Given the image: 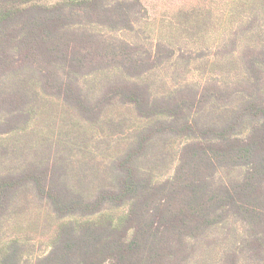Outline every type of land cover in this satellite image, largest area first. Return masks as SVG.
<instances>
[{
    "label": "trees",
    "instance_id": "trees-1",
    "mask_svg": "<svg viewBox=\"0 0 264 264\" xmlns=\"http://www.w3.org/2000/svg\"><path fill=\"white\" fill-rule=\"evenodd\" d=\"M234 10L232 25L242 19L209 60L222 79L158 88L155 70L180 54L127 38L147 16L142 0H0V145L12 140L0 222L28 194L58 222L47 252L12 238L0 264H264V0ZM211 20L197 11L184 29L205 37ZM118 105L143 124L110 154L126 122L107 115ZM42 111L60 127L32 129ZM28 131L38 135L20 143ZM38 146L48 150L19 158ZM1 158L19 168L2 171Z\"/></svg>",
    "mask_w": 264,
    "mask_h": 264
},
{
    "label": "rangeland",
    "instance_id": "rangeland-1",
    "mask_svg": "<svg viewBox=\"0 0 264 264\" xmlns=\"http://www.w3.org/2000/svg\"><path fill=\"white\" fill-rule=\"evenodd\" d=\"M48 3H54L59 0H46ZM147 9V16L139 24L140 32L127 33V38L140 45V51L150 52L155 48L157 43H161L167 48L176 50V56L179 61L176 65L167 64L155 70L153 76L156 80L158 88L161 87H175L179 84H191V86L198 88L207 83L214 68L210 66L211 60L215 53L220 49L219 45L222 39L234 27H238L242 17L239 14V21H235L232 25L231 18L228 15L230 11L234 14V8H238L241 3L239 0H142ZM197 11H203L206 15H211L213 20L210 21V33L201 37L196 34L191 35L185 31V23H190L191 14ZM195 15V14H194ZM235 15V14H234ZM230 47L223 55L227 54ZM218 54H216L217 56ZM215 59L212 60V64ZM220 69V68H219ZM222 79L221 76H214V80ZM117 105V104H116ZM61 107H59V110ZM113 121H118L122 117L125 118V125H116L115 129L119 127L118 132L113 134L112 141L108 149V153L116 154V152L124 150L126 147V135L129 133L130 127L135 129L138 125L143 124L132 109L128 106H114L109 109L107 114ZM126 116L129 118L127 119ZM50 115L47 111L40 112L38 117L33 120L32 129L41 132H48L53 125L60 127V118L49 119ZM58 130V129H57ZM78 130V128H76ZM97 130V128L95 129ZM20 133L17 135V140H22L20 143L25 144V140L29 141L38 135L37 133ZM108 129L105 128V134ZM71 136L73 133L70 134ZM5 138V137H4ZM55 138V137H54ZM10 138H5L4 143L0 145V153L2 146L11 143ZM52 140V138H51ZM181 139H175L171 144L173 154L178 152ZM30 146H22L21 149L28 150ZM29 152L21 153L17 149L10 151L16 152L15 155L20 154V159H32L36 152L39 154L43 150H48L45 146H38ZM98 159L102 157L100 151H97ZM14 155V156H15ZM17 158V157H15ZM1 170L4 168H19L20 160L14 159L6 160L1 158ZM172 165V164H171ZM170 168L165 173L163 178L170 175ZM170 173V174H169ZM26 198V199H25ZM24 200L19 202L16 209L9 212V217L1 219L0 222V246L1 244L12 238H19L25 243V246L31 253L38 255L47 252L50 249L52 238L56 233L58 222H55L51 216L44 201L33 202L31 196L26 195ZM28 200H30L28 202ZM127 211L126 207L115 209L114 213L122 215Z\"/></svg>",
    "mask_w": 264,
    "mask_h": 264
}]
</instances>
